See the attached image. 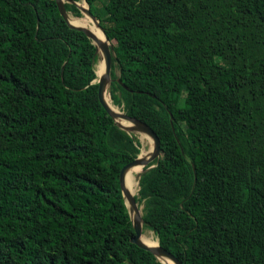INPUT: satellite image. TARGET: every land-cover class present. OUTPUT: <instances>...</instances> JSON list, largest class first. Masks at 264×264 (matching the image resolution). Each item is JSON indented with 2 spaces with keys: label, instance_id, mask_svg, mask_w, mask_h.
Here are the masks:
<instances>
[{
  "label": "trees",
  "instance_id": "trees-1",
  "mask_svg": "<svg viewBox=\"0 0 264 264\" xmlns=\"http://www.w3.org/2000/svg\"><path fill=\"white\" fill-rule=\"evenodd\" d=\"M86 2L112 103L160 139L143 229L182 264H264V0ZM97 65L55 0H0V264H163L131 242L119 173L144 135L101 105Z\"/></svg>",
  "mask_w": 264,
  "mask_h": 264
},
{
  "label": "water",
  "instance_id": "water-1",
  "mask_svg": "<svg viewBox=\"0 0 264 264\" xmlns=\"http://www.w3.org/2000/svg\"><path fill=\"white\" fill-rule=\"evenodd\" d=\"M56 6L60 15L66 21V23L74 29L80 30L84 32V34L91 40V42L95 45V53L97 54V59L101 58L104 65L103 73L92 81L97 82L98 89L97 95L99 102L104 107V109L108 112V114L113 118L116 124L122 128L123 130L134 133V134H145L151 140V148L148 155H142L141 151L132 161L125 164L119 173V181L121 193L124 198L125 204L128 208L129 216L132 223V228L134 231V235L131 237V242L136 244L137 246L146 249L152 252L163 264V258L169 259L173 264H182L172 253L161 247L157 240V245L149 246L145 244L141 237L143 234V219H142V211L136 201V197L134 193H131L125 187V176L130 168L133 166H147L152 163L155 159L159 157L160 154V139L155 133V131L145 122L127 115L124 111L116 112L113 111L109 105L105 101V93L108 91L110 83H111V66H112V45L109 42L104 29L100 26L98 19L90 12L89 5L86 0H81L79 2H75L73 0H55ZM75 3L82 15H85L91 19V21L95 24V26L102 32L105 40H100L93 31H91L88 27L79 24H73L69 21V18L72 16L65 7L64 3ZM96 73V71H95ZM120 82V80L118 79ZM171 116V115H170ZM153 164L149 165L152 167ZM143 170V169H142Z\"/></svg>",
  "mask_w": 264,
  "mask_h": 264
},
{
  "label": "bare ground",
  "instance_id": "bare-ground-1",
  "mask_svg": "<svg viewBox=\"0 0 264 264\" xmlns=\"http://www.w3.org/2000/svg\"><path fill=\"white\" fill-rule=\"evenodd\" d=\"M85 16V15H84ZM69 21L73 24H79V25H84L86 27H88L91 31H93L95 33V35L100 39V40H105L102 32L95 26V24L91 21V19L87 16H85V18H80V17H74L71 16L69 18ZM98 61V65H97V72L99 74V76L103 73L104 71V65H103V61L101 58L97 59ZM95 70H96V63L94 66ZM98 77V76H97ZM105 101L106 103L109 105V107L113 110L116 111L115 109V105L112 103L110 95L108 93V91L105 93ZM121 111V110H120ZM144 136H140L137 135L138 138L140 139L141 143L143 146H145V141L149 139L148 136H146L145 134H142ZM150 140V139H149ZM150 145V144H149ZM142 151H144V149H141ZM146 152L148 155L150 152V148H146ZM143 155V154H142ZM145 155V153H144ZM143 167L142 166H133L132 168H130L125 176V187L131 192L133 193L134 191V187L135 185H137L136 180H135V175L137 173H139L140 171H142ZM136 183V184H135ZM138 190V189H137ZM153 232V231H152ZM149 230H144L143 229V234H142V241L149 245V246H155L157 245V240L155 239V237L153 236V233ZM164 261L165 264H173V262H171L169 259L167 258H163L162 259Z\"/></svg>",
  "mask_w": 264,
  "mask_h": 264
},
{
  "label": "rangeland",
  "instance_id": "rangeland-1",
  "mask_svg": "<svg viewBox=\"0 0 264 264\" xmlns=\"http://www.w3.org/2000/svg\"><path fill=\"white\" fill-rule=\"evenodd\" d=\"M72 15V14H71ZM73 16V15H72ZM75 17V16H74ZM80 18H85V16L84 15H82V16H80ZM118 72V71H117ZM115 109H116V112H117V110H121V108H119L118 106H116L115 105ZM122 111V110H121ZM139 139V138H138ZM139 141H140V139H139ZM140 144H141V147H140V151H141V154H143L144 155V153H145V155L147 154V152H146V148H151V140H146L145 141V146H143L142 145V143H141V141H140ZM150 144V145H149ZM141 149H144V152L141 150ZM142 171H140L139 173H137L136 175H135V180H136V182H137V185H135V187H134V191H133V193L136 195L137 193H138V190L137 189H139V186H138V176H139V174L141 173ZM140 209H141V211H142V207H143V204L141 203L140 204ZM144 230H148V229H144ZM149 231H151V230H149ZM152 232V231H151ZM153 233V232H152ZM153 236L155 237V235H154V233H153ZM155 239H156V237H155ZM157 240V239H156Z\"/></svg>",
  "mask_w": 264,
  "mask_h": 264
}]
</instances>
